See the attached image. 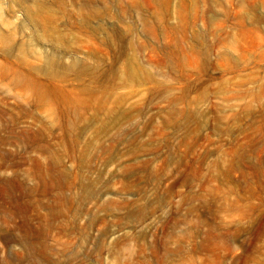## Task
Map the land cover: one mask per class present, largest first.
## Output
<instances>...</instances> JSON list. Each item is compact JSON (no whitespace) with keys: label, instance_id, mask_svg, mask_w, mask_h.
<instances>
[{"label":"rangeland","instance_id":"obj_1","mask_svg":"<svg viewBox=\"0 0 264 264\" xmlns=\"http://www.w3.org/2000/svg\"><path fill=\"white\" fill-rule=\"evenodd\" d=\"M0 264H264V0H0Z\"/></svg>","mask_w":264,"mask_h":264}]
</instances>
